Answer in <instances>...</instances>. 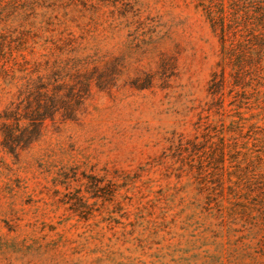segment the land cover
<instances>
[{
  "label": "rangeland",
  "instance_id": "obj_1",
  "mask_svg": "<svg viewBox=\"0 0 264 264\" xmlns=\"http://www.w3.org/2000/svg\"><path fill=\"white\" fill-rule=\"evenodd\" d=\"M64 1L61 27L78 53L113 60V83L92 85L78 121L46 122L17 154L0 143V264H264L255 201L202 185L195 155L169 149L217 119L200 114L219 40L198 0Z\"/></svg>",
  "mask_w": 264,
  "mask_h": 264
},
{
  "label": "trees",
  "instance_id": "obj_2",
  "mask_svg": "<svg viewBox=\"0 0 264 264\" xmlns=\"http://www.w3.org/2000/svg\"><path fill=\"white\" fill-rule=\"evenodd\" d=\"M198 5L219 40L200 114L217 119L213 125L197 122L194 137L201 141L178 137L169 149L171 156L195 155L200 175L195 180L202 185L210 183L221 193L225 187L234 198L243 189L245 198L255 201V215L246 208L255 220L249 234L258 220L264 244V0H229L227 6L225 0H198ZM67 6L64 0H0V76L14 86L0 111V143L10 153L38 140L46 122L78 121L91 86L113 83L103 81L107 70L115 73L113 60L78 53L77 39L61 27ZM204 147L208 152L199 154ZM206 153L210 170L203 164ZM225 209L219 205L215 214Z\"/></svg>",
  "mask_w": 264,
  "mask_h": 264
}]
</instances>
